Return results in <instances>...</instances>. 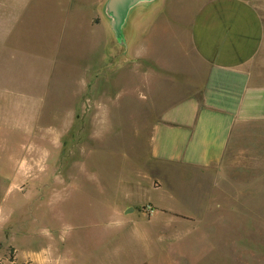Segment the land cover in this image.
Returning <instances> with one entry per match:
<instances>
[{"label":"crops","instance_id":"1","mask_svg":"<svg viewBox=\"0 0 264 264\" xmlns=\"http://www.w3.org/2000/svg\"><path fill=\"white\" fill-rule=\"evenodd\" d=\"M172 1L134 7L122 26L130 17L124 36L130 38L133 29L140 33L129 49L142 60L152 50L150 58L161 68L167 65L159 62L156 46L143 44L145 29L163 25L176 32L177 65L171 69L188 90L153 122L149 158L155 166L137 188L111 184L97 189L98 201H58L53 209L42 197L33 204L31 179L47 177L46 169L32 170V114L40 110L23 93L0 85V264H164L165 255L151 243L175 242L180 226L185 243L197 230L205 235L204 217L215 195L229 194L216 169L241 138H247L250 178L259 170L264 0H196L188 14Z\"/></svg>","mask_w":264,"mask_h":264},{"label":"rangeland","instance_id":"2","mask_svg":"<svg viewBox=\"0 0 264 264\" xmlns=\"http://www.w3.org/2000/svg\"><path fill=\"white\" fill-rule=\"evenodd\" d=\"M108 3L0 0V85L23 93L40 110L32 114V170L46 169L47 177L41 183L31 179L33 204L40 197L52 209L58 201L94 202L97 189L111 184L142 185L155 166L149 158L151 126L188 92L171 69L177 65L172 41L178 34L163 25L145 29L143 44L156 46L159 62L169 68L152 61V50L148 60L137 59L129 48L130 39L139 41L140 29L126 37L129 17L123 37L116 38ZM195 4L171 5L188 14ZM139 5L150 9L160 2H139L129 11ZM247 154L244 137L217 167L218 184L229 194L215 195L204 217L205 235L197 230L185 243L180 226L175 242L151 243L165 255L164 264H264V162L250 178ZM221 202L222 208L216 205Z\"/></svg>","mask_w":264,"mask_h":264},{"label":"water","instance_id":"3","mask_svg":"<svg viewBox=\"0 0 264 264\" xmlns=\"http://www.w3.org/2000/svg\"><path fill=\"white\" fill-rule=\"evenodd\" d=\"M143 1L151 0H109V15L112 18L110 24L116 38L121 39L123 37L122 26L129 10L139 2Z\"/></svg>","mask_w":264,"mask_h":264}]
</instances>
